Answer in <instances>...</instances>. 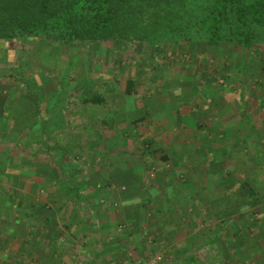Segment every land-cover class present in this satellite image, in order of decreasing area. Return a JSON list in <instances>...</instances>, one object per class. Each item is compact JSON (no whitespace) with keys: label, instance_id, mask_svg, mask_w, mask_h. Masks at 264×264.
Instances as JSON below:
<instances>
[{"label":"rangeland","instance_id":"obj_1","mask_svg":"<svg viewBox=\"0 0 264 264\" xmlns=\"http://www.w3.org/2000/svg\"><path fill=\"white\" fill-rule=\"evenodd\" d=\"M244 54L0 39V264H264V45Z\"/></svg>","mask_w":264,"mask_h":264},{"label":"trees","instance_id":"obj_2","mask_svg":"<svg viewBox=\"0 0 264 264\" xmlns=\"http://www.w3.org/2000/svg\"><path fill=\"white\" fill-rule=\"evenodd\" d=\"M132 36L151 45H240L245 52L242 66L247 68L253 49L264 45V0H0L2 40L40 38L104 44ZM133 85V80L128 81L129 93ZM241 87L245 89V83ZM100 98L92 100L97 103ZM60 154L63 157V149ZM163 160L168 157L164 155ZM2 165L5 167V162ZM63 187L83 205L88 202L81 194L82 187L67 182ZM214 236L209 242L219 241L220 236ZM194 260L191 255L185 263Z\"/></svg>","mask_w":264,"mask_h":264},{"label":"crops","instance_id":"obj_3","mask_svg":"<svg viewBox=\"0 0 264 264\" xmlns=\"http://www.w3.org/2000/svg\"><path fill=\"white\" fill-rule=\"evenodd\" d=\"M11 99V94L9 92V90H5L4 87H3V84H2V81L0 79V116L4 117L6 119V116L8 114V103H9V100ZM142 118L144 119V117L142 116ZM8 122V121H7ZM10 123V122H9ZM45 123V122H43ZM3 129H0V131H2ZM5 131H10L11 128L10 126L9 127H6L4 128ZM100 216H98V218H103L104 217V214H99ZM99 220V219H98ZM129 237L127 238L126 242L125 243H122L123 245L127 246L129 244ZM119 248H121V246H119ZM104 250V251H103ZM101 251L102 255H107V253L109 254L110 253V248L108 249H103ZM106 252V253H105ZM125 254V253H124ZM101 255V256H102ZM127 257H129L128 255H125ZM101 257H99L100 259ZM98 259V258H97ZM130 263V262H128Z\"/></svg>","mask_w":264,"mask_h":264},{"label":"built area","instance_id":"obj_4","mask_svg":"<svg viewBox=\"0 0 264 264\" xmlns=\"http://www.w3.org/2000/svg\"><path fill=\"white\" fill-rule=\"evenodd\" d=\"M125 264H130V263H125Z\"/></svg>","mask_w":264,"mask_h":264}]
</instances>
